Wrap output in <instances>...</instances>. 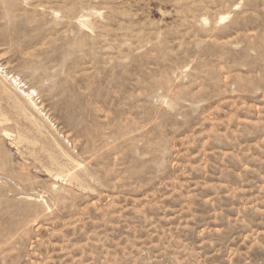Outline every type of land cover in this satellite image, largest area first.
<instances>
[{
  "label": "rangeland",
  "instance_id": "obj_1",
  "mask_svg": "<svg viewBox=\"0 0 264 264\" xmlns=\"http://www.w3.org/2000/svg\"><path fill=\"white\" fill-rule=\"evenodd\" d=\"M0 69V264H264V0H0Z\"/></svg>",
  "mask_w": 264,
  "mask_h": 264
},
{
  "label": "bare ground",
  "instance_id": "obj_2",
  "mask_svg": "<svg viewBox=\"0 0 264 264\" xmlns=\"http://www.w3.org/2000/svg\"><path fill=\"white\" fill-rule=\"evenodd\" d=\"M221 20H224V18H222ZM1 70V69H0ZM5 77V76H4ZM6 79H8V81H10L11 82V84H12V86L14 87H16V88H20L21 86V84H20V82H18V80L16 79V78H14L13 76H11V77H8V76H6ZM10 84V85H11ZM21 91V90H20ZM22 94H23V92H21ZM25 93V92H24ZM25 97L28 99V101H29V103L30 102H32V100H31V93H30V91L29 92H26L25 94ZM24 98V97H23ZM31 104V103H30ZM31 105H33V104H31ZM24 109V108H23Z\"/></svg>",
  "mask_w": 264,
  "mask_h": 264
}]
</instances>
